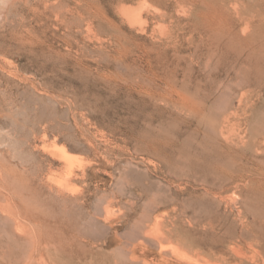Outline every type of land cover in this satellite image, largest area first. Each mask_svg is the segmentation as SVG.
<instances>
[{"label": "rangeland", "instance_id": "374dc122", "mask_svg": "<svg viewBox=\"0 0 264 264\" xmlns=\"http://www.w3.org/2000/svg\"><path fill=\"white\" fill-rule=\"evenodd\" d=\"M35 1L11 0L0 12V44ZM204 1L220 13L233 11L230 5L237 2L96 0L103 15L99 41L83 36L79 50L66 51L56 39L54 52L39 51L19 68L16 58L5 59L0 264H164V257L177 259L172 248L178 246L161 245L155 236L162 228L158 223L176 208L190 218L200 215L179 224L189 243L214 239L218 250H227L234 241L264 242V175L260 183L227 191L221 208L194 178L206 175L207 164L224 160L222 148L229 146L220 134L229 116L231 125L247 133L249 151L258 141L263 145L258 160L264 168V0H238L244 15L255 16L248 36L257 39V51L250 57L254 49H243L232 37L229 44L211 35L200 42L195 24L197 12L206 10ZM124 8L141 16L130 21ZM240 52L244 62L236 60ZM62 56L70 61L69 72L37 75ZM178 92L202 103L201 112L170 101L179 99ZM168 137L180 141L170 156L159 153L156 141ZM62 148L72 163L57 151ZM83 170L86 180L58 193L70 171ZM210 218L220 223L217 233L209 230ZM149 225L155 236L145 233Z\"/></svg>", "mask_w": 264, "mask_h": 264}, {"label": "bare ground", "instance_id": "6f19581e", "mask_svg": "<svg viewBox=\"0 0 264 264\" xmlns=\"http://www.w3.org/2000/svg\"><path fill=\"white\" fill-rule=\"evenodd\" d=\"M235 1L237 2H233L230 5L231 9L234 12L230 11L229 8L227 7L224 8V11H222L221 13L217 10V8L215 10L214 6L212 5L213 3L209 4L207 1H204L202 5L203 7L206 8V10H203L202 12L201 11L197 12L196 19L198 21L196 22L195 20L196 22L195 27L196 30H198V32L200 33V40H201L200 42L204 43L207 36L210 37L211 35V37H218L217 39H220L222 43L224 41H227L229 44L230 41L228 40L232 37V40L238 41L240 45H242L241 47L243 49H248V50L249 48L254 49V51L252 50V53L250 52L251 54L249 53L248 57H250L254 55L253 52H255V50L257 51V47H256L257 39L251 38V35H249L250 37L248 36L249 31L251 32V28H252V24L254 23L255 16H251L249 14L244 15L241 12V7L239 5L240 2L238 0ZM9 2L11 3V0H0V12H2L3 14L5 13L4 10L9 5ZM19 6L21 5H18L17 9L19 8ZM27 10L29 11L26 13L25 9H23L22 12H24V14L22 13L20 22H18L11 29L10 32L5 31L2 36V43L0 44L1 69H3L4 66L8 64V63H4V64L2 63L5 62V59L9 57L17 59L18 64L16 66L14 65V67L19 68L22 66L21 65L22 61L25 60L29 62L33 61L34 59L33 56H35L39 51L41 52L43 51V53L54 52L55 51L54 40L56 39L62 42V46L65 48L66 51H73V50L75 51L76 49L79 50V48H81L82 46L80 44L82 43L83 36L88 37V35H93V37L97 41H99L98 29H100L99 27L102 22L101 20L103 15L96 0L86 1L84 5L81 3L74 2V0H36L34 3L29 5ZM123 11H124V15L130 21H134L136 15L137 16L140 15L137 14L138 12L137 10L130 8H124ZM9 20L10 19L8 20L6 19L5 23L2 25V28H6ZM238 25H245V28H239ZM53 28H57L58 30H64L65 33L63 34V37H60L56 32L51 33ZM257 29L255 28L256 31ZM257 36L259 35H256V37ZM236 43L237 42H235L234 44ZM237 48L235 49L238 50ZM78 50L76 52H79ZM85 52L86 51L84 48V53ZM241 52L240 55L236 57V60L238 59V62L240 61L244 62L243 59L244 57ZM62 53L63 50L61 49L59 51L60 54L59 56H61ZM68 60L69 59L62 56V60L60 62H55L51 64L48 68L45 67L46 70L41 71L40 73L38 72L37 75L40 76L42 75L45 79L53 75L58 76V74L68 71V68L70 67V61ZM8 68L10 69V67ZM77 73L82 76L84 74L83 70L77 71ZM256 85L260 87L258 84ZM258 87H256L257 89L255 90L261 91L262 87L260 88ZM178 95H179L178 100L173 98L170 101L176 103L178 107H181L186 111L194 112V113L201 112L203 108L202 103L199 104L195 102L194 100L183 94L182 92H178ZM246 95L247 92L243 93L242 98L246 97ZM171 97H169V99ZM230 119H231L230 116L225 119L223 118L224 125L220 134L222 135L221 137H223L224 141H226L227 145L229 146L227 147L228 149L225 148L224 150L223 148L225 147L224 145L226 144L223 145L221 143L224 146L222 148L223 150L222 155L224 153L223 155L224 160L222 162H217L216 164L214 163V165L211 163L207 164V166H205V168H203L202 170L205 171L206 174L204 177L201 176H199L200 178L194 177L197 178L196 179L197 182H201L204 185L205 192L209 196L214 197V199L218 201L219 203L218 208H221L222 203H224V201L227 200L228 197L226 198L224 196L225 193H228L227 191L232 190L233 187L240 188L241 190L242 184L249 185V184L260 183L261 181L259 175L261 174L264 175V168L259 164V160H258L259 157L263 156V152L261 151L263 145L258 141L255 144L256 147L251 150L252 152L249 151L247 147L248 141H246V139L248 138L247 133H243L242 131H240L241 129L240 130L236 129L234 125H231ZM176 135L178 136V134ZM156 141L161 145L160 147H158V149L161 150V151L158 150L159 153L163 152L166 154V156L167 155L170 156L171 153L174 152L177 142L175 138L168 137L166 139L156 140ZM177 143H180V141ZM258 145H260V147H258ZM155 149H157V147H155ZM58 150L62 153V155L64 156L65 160L68 163H72L71 161L73 158L68 155L67 153L68 151H66V149L62 148V149H57V151ZM197 156L199 157V155ZM197 156H194V159H198ZM166 159L167 158H165L164 160ZM217 159L221 160L218 157L216 158V160ZM71 171L70 174H68L66 177V182L62 184L60 183V186L58 187V193H61V195H63L65 192L67 193L70 191V187H71L70 184L73 181L86 180L88 178L87 175L88 173L86 172V170H83L81 173H73ZM0 209H2L1 204H0ZM189 215L186 212L185 213L180 212L177 208L174 209L172 216H169L166 219L164 217V220L161 219L162 223H160L158 220L159 222L158 225H161L162 227L160 230V235L158 236H155L149 230L150 225L147 226L148 230L145 231L147 236L154 235L155 239L161 245L163 244L164 241H166L165 243L168 242L175 243L178 246V247L174 246L172 248L174 250L173 254L177 256V259H168L164 257L163 258L164 264H264V242L263 241L261 242V239L259 238H253L250 241L240 240L237 242L235 241L231 242L232 246H230L229 249L227 250H218L217 249L218 247H216V242L218 240L216 241L214 239L202 240L194 244L187 242L184 238V235L181 233L182 231H180L181 229L179 224L181 221H183L184 217H189ZM193 216L191 215L192 219L194 218ZM196 216H200V215H196ZM204 219L205 217L203 218V221ZM216 221L217 218H210V220H208L207 223L209 230L214 233H217L220 226L219 225L220 223H217ZM198 222L199 220L196 221V224ZM162 248L164 249V247Z\"/></svg>", "mask_w": 264, "mask_h": 264}]
</instances>
